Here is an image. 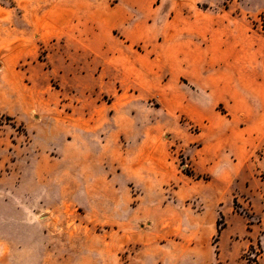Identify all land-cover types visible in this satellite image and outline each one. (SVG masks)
I'll return each instance as SVG.
<instances>
[{
	"label": "rangeland",
	"instance_id": "obj_1",
	"mask_svg": "<svg viewBox=\"0 0 264 264\" xmlns=\"http://www.w3.org/2000/svg\"><path fill=\"white\" fill-rule=\"evenodd\" d=\"M121 1L0 0V264H264V0L144 18L155 85L160 7L196 8L195 85L241 96L237 123L213 108L224 147L155 91L98 89L95 11Z\"/></svg>",
	"mask_w": 264,
	"mask_h": 264
},
{
	"label": "crops",
	"instance_id": "obj_2",
	"mask_svg": "<svg viewBox=\"0 0 264 264\" xmlns=\"http://www.w3.org/2000/svg\"><path fill=\"white\" fill-rule=\"evenodd\" d=\"M149 4V0L128 2L122 0L106 12L95 11V40L98 39L95 54L99 55L104 64L95 76L98 89L103 91L104 85H107L108 89L116 90V97L131 91L136 97L143 96L141 93L155 91L162 106L170 108L172 112L184 110L189 115L198 117V121L205 118L209 125L204 133L207 137L217 134L216 139H220V145L224 147L221 130L215 121V117L224 116H218L216 111L215 113L212 111L220 104L228 105V113L225 116H230L231 121L237 123L241 96L235 88L227 91L229 86L221 83V76H218L214 83L195 85L196 31L195 21L191 17L195 14L196 8L177 1L173 4L175 11L173 15L171 4L167 3L160 7L165 13L163 16L166 24L162 30L163 39L159 46L161 49L156 51L158 58L162 60L160 81L154 85L151 80L154 78L155 67L153 65L149 69L147 57L148 52L152 51L149 48L153 43L146 41L147 21L144 19L148 17ZM99 31L105 36L102 42H99L101 33ZM146 44L147 50L144 49ZM168 60L171 62H167ZM199 91H204V94L198 93ZM202 108L204 113L201 111ZM101 132L98 130V133ZM139 134L145 135V132ZM229 136L228 132L227 137ZM105 137L106 134L104 137L99 135L98 138L104 140ZM238 142H241V138L233 139V143L225 147L226 150H233L242 161L248 160L249 151L252 150L251 144L240 145ZM140 143L145 144L143 140ZM0 217L2 218V215ZM1 230L2 228L0 232Z\"/></svg>",
	"mask_w": 264,
	"mask_h": 264
},
{
	"label": "trees",
	"instance_id": "obj_3",
	"mask_svg": "<svg viewBox=\"0 0 264 264\" xmlns=\"http://www.w3.org/2000/svg\"><path fill=\"white\" fill-rule=\"evenodd\" d=\"M263 25H264V16L262 17Z\"/></svg>",
	"mask_w": 264,
	"mask_h": 264
}]
</instances>
